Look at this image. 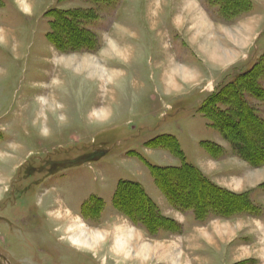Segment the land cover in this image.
Masks as SVG:
<instances>
[{"label": "rangeland", "instance_id": "1", "mask_svg": "<svg viewBox=\"0 0 264 264\" xmlns=\"http://www.w3.org/2000/svg\"><path fill=\"white\" fill-rule=\"evenodd\" d=\"M253 1L0 0V264H264V165L237 157L201 112L264 60ZM51 9L91 11L89 51L49 43ZM254 84L243 99L264 126V70ZM166 136L253 213L173 209L149 169L180 166ZM124 181L171 223H133L113 204Z\"/></svg>", "mask_w": 264, "mask_h": 264}, {"label": "trees", "instance_id": "2", "mask_svg": "<svg viewBox=\"0 0 264 264\" xmlns=\"http://www.w3.org/2000/svg\"><path fill=\"white\" fill-rule=\"evenodd\" d=\"M88 1L101 2V0ZM213 1L215 3L224 2L226 6L230 4L232 10L245 8L249 4L247 0H231V3L227 2L229 0ZM45 16L50 20L47 40L56 50L89 51L94 45V35L83 27V23L90 19L91 11L51 9L46 12ZM256 67L243 73L230 85L228 84V87L219 95L216 94V99L212 103L215 108L209 112L203 111L207 109V103L212 98L207 99L201 106V112L204 113L211 127L218 131L224 141L228 142L234 154L251 167L264 165V126L257 119L253 107L248 106L243 99V92L247 88L257 90L258 87L255 86L254 81L258 71L264 70V60ZM218 103L227 104L228 107L218 109L216 108ZM166 138L174 147L169 145L162 147L169 149L170 153L180 160V166L149 165V169L154 183L173 209L177 211L191 209L197 219L210 214L221 216L244 212L253 213L255 209L251 206L246 194H233L211 182L197 167L184 161L183 153L173 137L166 136ZM159 139L160 137L150 141V145L154 144L150 148L159 147L155 145ZM202 146L209 154L216 156L212 148L214 145L203 142ZM214 148L217 149V147ZM219 152L221 153L220 149ZM205 198L208 200L207 205L204 203ZM93 201L99 202L95 199ZM113 204L121 207L120 209H123L121 211L127 213L133 223L140 224L147 230L171 223L168 219L159 216L144 189L136 182H119L114 192Z\"/></svg>", "mask_w": 264, "mask_h": 264}, {"label": "bare ground", "instance_id": "3", "mask_svg": "<svg viewBox=\"0 0 264 264\" xmlns=\"http://www.w3.org/2000/svg\"><path fill=\"white\" fill-rule=\"evenodd\" d=\"M84 70H85V69H84ZM74 235H75V234H74ZM84 237H85V236H84ZM84 237H83V238H84ZM119 237H120V238H119ZM75 240H76V242H78V243H80V244L83 243V242L81 241V240H83L82 238H76ZM122 240H123V238H122L121 236H118L117 241H115L118 247H120L121 245H123ZM73 241H74V240H73ZM76 244H77V243H76ZM129 244H130V243H129ZM121 250H122V249H121Z\"/></svg>", "mask_w": 264, "mask_h": 264}, {"label": "crops", "instance_id": "4", "mask_svg": "<svg viewBox=\"0 0 264 264\" xmlns=\"http://www.w3.org/2000/svg\"><path fill=\"white\" fill-rule=\"evenodd\" d=\"M192 2V1H191ZM253 5H255V0L253 1ZM196 31H197V29H196ZM199 33V32H198ZM198 37V36H197ZM200 38V37H199ZM208 152V151H207ZM208 155L210 156V157H212V158H214V157H216V156H213V155H211V154H209V152H208ZM198 168V167H197ZM202 172V171H201ZM204 175L208 178V176L204 173ZM209 179V178H208ZM210 180V179H209ZM211 181V180H210ZM212 182V181H211ZM215 184V183H214ZM218 186V185H217Z\"/></svg>", "mask_w": 264, "mask_h": 264}, {"label": "flooded vegetation", "instance_id": "5", "mask_svg": "<svg viewBox=\"0 0 264 264\" xmlns=\"http://www.w3.org/2000/svg\"><path fill=\"white\" fill-rule=\"evenodd\" d=\"M0 260H5V258L3 257V254H0Z\"/></svg>", "mask_w": 264, "mask_h": 264}]
</instances>
